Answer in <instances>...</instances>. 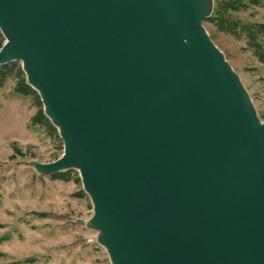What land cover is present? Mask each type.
<instances>
[{
  "label": "water",
  "instance_id": "1",
  "mask_svg": "<svg viewBox=\"0 0 264 264\" xmlns=\"http://www.w3.org/2000/svg\"><path fill=\"white\" fill-rule=\"evenodd\" d=\"M211 0H0L112 264H264V123L205 32Z\"/></svg>",
  "mask_w": 264,
  "mask_h": 264
},
{
  "label": "rangeland",
  "instance_id": "2",
  "mask_svg": "<svg viewBox=\"0 0 264 264\" xmlns=\"http://www.w3.org/2000/svg\"><path fill=\"white\" fill-rule=\"evenodd\" d=\"M248 1L211 0L206 19L264 23V5ZM205 20L202 26L209 39L264 123V64L243 36L220 32ZM16 83L12 69L0 87V264H112L98 243V232L86 226L93 206L79 172L69 170L61 180L39 174L32 166L57 160L64 147L58 132L51 134L44 125L32 123L38 107L32 95L15 92Z\"/></svg>",
  "mask_w": 264,
  "mask_h": 264
},
{
  "label": "trees",
  "instance_id": "3",
  "mask_svg": "<svg viewBox=\"0 0 264 264\" xmlns=\"http://www.w3.org/2000/svg\"><path fill=\"white\" fill-rule=\"evenodd\" d=\"M249 5L261 7L264 5V0H249ZM243 5L242 7H245ZM206 22L214 23L218 31L230 34L236 38L244 37L246 45L253 51V55L257 60L264 64V23L253 24H239L228 19H206ZM4 42V38L0 33V48ZM17 62H10L8 64L0 66V87L5 80L10 70L15 69L17 76V83L15 92L22 95H32L35 100V105L38 107L36 115L32 118V123L44 125L51 134L56 135V129L50 124L49 120L43 114L42 104L37 93L32 90L26 83L25 75L21 70V66L16 67ZM8 69V70H7ZM69 172H61L51 175L52 178L66 180V176ZM81 195H85L84 193Z\"/></svg>",
  "mask_w": 264,
  "mask_h": 264
}]
</instances>
